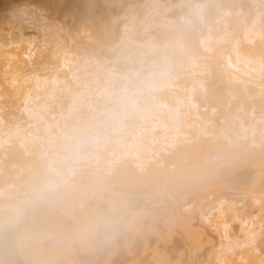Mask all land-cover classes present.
Wrapping results in <instances>:
<instances>
[{
  "label": "bare ground",
  "instance_id": "1",
  "mask_svg": "<svg viewBox=\"0 0 264 264\" xmlns=\"http://www.w3.org/2000/svg\"><path fill=\"white\" fill-rule=\"evenodd\" d=\"M250 1L253 15L241 7L208 13L206 0H143L128 6L118 39L83 18L60 25L34 2L3 12L0 259L11 236L3 226L36 214L17 235L26 260L63 264L74 253L69 234L88 243V198L103 200L112 183L164 184L180 197L236 179L223 173L229 165L264 164V108L233 106L235 98L264 102V5ZM88 41L114 56L97 57ZM206 200L183 225L209 246L207 264H264V191L252 197L254 211L243 199ZM57 203L72 232L57 214L39 217ZM48 228L57 232L50 248Z\"/></svg>",
  "mask_w": 264,
  "mask_h": 264
},
{
  "label": "rangeland",
  "instance_id": "2",
  "mask_svg": "<svg viewBox=\"0 0 264 264\" xmlns=\"http://www.w3.org/2000/svg\"><path fill=\"white\" fill-rule=\"evenodd\" d=\"M164 3H176L179 0H162ZM208 13H215L217 8L229 7L236 10L243 8L249 15L255 13L250 0H206ZM25 2H34L45 9L49 19L56 20L60 25L72 27L80 18L86 25L99 24L102 30L110 32L111 37L118 39L123 21L127 18L130 4L142 5L143 0H0V18L6 9ZM264 5V0H260ZM264 7V6H263ZM217 23V22H216ZM218 24V23H217ZM232 35V34H231ZM87 49L99 58H112L115 50L108 45H95L88 41ZM73 52L77 50L76 42L71 43ZM234 107L244 110L254 108L263 110V103L243 102L239 98L233 100ZM264 111V110H263ZM233 171L236 179H221L204 193L191 192L183 196L176 195L172 189H164V184L156 187H127L118 183L111 184V191H106V197L97 201L88 198L90 202L86 224L90 231L88 243L80 246L72 234L68 235L67 242L72 243L74 253L68 257H61L63 264H207L209 246L201 242L198 237L192 239L183 223L196 215L200 202L204 206L210 204L206 200L208 195L213 198L225 197L244 200L249 206L252 197L260 190L264 191V164H232L224 168L225 174ZM188 189V188H187ZM185 189V190H187ZM190 189V188H189ZM32 195L31 192L28 193ZM112 196V197H110ZM84 198L83 193L78 196ZM113 200L115 207L111 206ZM126 201V203H124ZM36 206H33V208ZM60 204L54 209L44 211L39 217L50 220L51 213L59 215L67 224L70 232L75 223ZM88 209L87 204L78 206L76 212ZM96 209L97 212L94 211ZM256 208L249 207L254 211ZM50 211V212H49ZM36 214L27 219V225L6 223L3 226L11 236L2 247L3 256L0 264H29L24 256L26 249L20 244L18 236L24 231H30ZM264 216V214H263ZM198 220L193 222L192 231L198 229ZM238 225L235 223V229ZM48 235L47 246L50 248L57 237L53 228L45 230ZM218 238L217 234H214ZM195 240L197 243H195ZM200 243V244H199ZM261 246L264 248V241ZM61 251L59 247L56 249ZM49 264H58L50 261Z\"/></svg>",
  "mask_w": 264,
  "mask_h": 264
}]
</instances>
